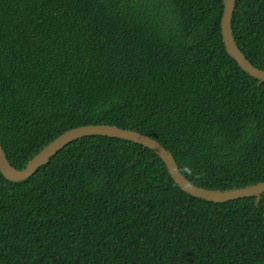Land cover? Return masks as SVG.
I'll return each mask as SVG.
<instances>
[{
  "label": "trees",
  "instance_id": "16d2710c",
  "mask_svg": "<svg viewBox=\"0 0 264 264\" xmlns=\"http://www.w3.org/2000/svg\"><path fill=\"white\" fill-rule=\"evenodd\" d=\"M224 0H0V142L24 168L70 128L151 135L209 189L264 181V81L222 38ZM233 35L264 69V0ZM0 264H264V193L192 195L142 144L85 135L0 170Z\"/></svg>",
  "mask_w": 264,
  "mask_h": 264
},
{
  "label": "water",
  "instance_id": "95a60500",
  "mask_svg": "<svg viewBox=\"0 0 264 264\" xmlns=\"http://www.w3.org/2000/svg\"><path fill=\"white\" fill-rule=\"evenodd\" d=\"M235 5L236 0H224V10L221 18V32L226 50L243 70L253 77L258 78L260 81H264V69L256 66L246 57L233 35L232 19ZM85 135H107L119 137L140 143L144 147L152 149L164 160L170 175L180 187L197 197L212 201H228L241 197L256 196L257 201H259L262 193H264V181L225 190L209 189L198 186L183 174L173 153L156 138L138 130L107 123H89L70 128L46 144L28 161L26 166L21 169L16 168L11 164L0 142V170L7 179L13 181L26 179L67 143Z\"/></svg>",
  "mask_w": 264,
  "mask_h": 264
}]
</instances>
